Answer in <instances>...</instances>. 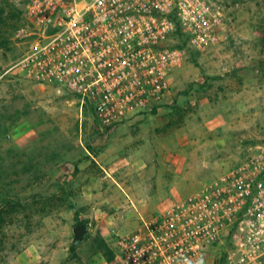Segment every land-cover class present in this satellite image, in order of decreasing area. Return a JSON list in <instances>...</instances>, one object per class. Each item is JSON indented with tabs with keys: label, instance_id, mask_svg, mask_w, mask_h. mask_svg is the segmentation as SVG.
Segmentation results:
<instances>
[{
	"label": "rangeland",
	"instance_id": "obj_1",
	"mask_svg": "<svg viewBox=\"0 0 264 264\" xmlns=\"http://www.w3.org/2000/svg\"><path fill=\"white\" fill-rule=\"evenodd\" d=\"M9 1L0 21V264H114L118 236L264 148V0H211L225 16L214 43L187 52L154 112L112 128L18 66L30 0ZM83 223L90 237L73 252Z\"/></svg>",
	"mask_w": 264,
	"mask_h": 264
},
{
	"label": "built area",
	"instance_id": "obj_2",
	"mask_svg": "<svg viewBox=\"0 0 264 264\" xmlns=\"http://www.w3.org/2000/svg\"><path fill=\"white\" fill-rule=\"evenodd\" d=\"M26 13L18 66L105 128L156 110L187 50L213 44L225 17L211 0H30ZM116 249L114 264H264V148L118 236Z\"/></svg>",
	"mask_w": 264,
	"mask_h": 264
},
{
	"label": "trees",
	"instance_id": "obj_3",
	"mask_svg": "<svg viewBox=\"0 0 264 264\" xmlns=\"http://www.w3.org/2000/svg\"><path fill=\"white\" fill-rule=\"evenodd\" d=\"M12 10V5H11V2L9 0H0V21H2L4 18V16L6 17V15L8 14V12L10 11L11 12ZM7 19V18H6ZM5 31H1V34H0V48L1 47H4L6 45V37H5ZM179 47L181 48H184L185 47V44H182L180 45ZM191 50V49H188L187 52ZM155 111V110H154ZM153 111V112H154ZM90 237V235L87 236L86 240ZM79 244H72L71 245V250L73 252H75L77 246Z\"/></svg>",
	"mask_w": 264,
	"mask_h": 264
},
{
	"label": "water",
	"instance_id": "obj_4",
	"mask_svg": "<svg viewBox=\"0 0 264 264\" xmlns=\"http://www.w3.org/2000/svg\"><path fill=\"white\" fill-rule=\"evenodd\" d=\"M89 233H90V224L83 223L76 225L73 228L74 239L72 244H80L85 242Z\"/></svg>",
	"mask_w": 264,
	"mask_h": 264
}]
</instances>
